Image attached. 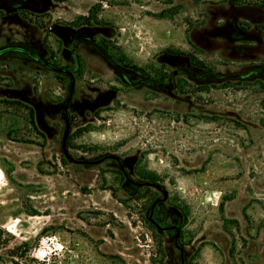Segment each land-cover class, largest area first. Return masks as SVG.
I'll return each mask as SVG.
<instances>
[{
    "label": "rangeland",
    "instance_id": "obj_1",
    "mask_svg": "<svg viewBox=\"0 0 264 264\" xmlns=\"http://www.w3.org/2000/svg\"><path fill=\"white\" fill-rule=\"evenodd\" d=\"M225 1L46 0L34 14L1 11L0 46L28 37L71 67L69 30L92 8L103 23L96 39L151 74L170 70L157 62L167 48L235 70L187 41L210 4ZM77 53L82 72L72 79L0 61V264H155L170 251L178 264L147 219L161 193L129 196L106 155L126 159L133 180L157 183L179 208L186 264H264V82L214 88L178 76L161 93L119 83L96 46Z\"/></svg>",
    "mask_w": 264,
    "mask_h": 264
},
{
    "label": "trees",
    "instance_id": "obj_2",
    "mask_svg": "<svg viewBox=\"0 0 264 264\" xmlns=\"http://www.w3.org/2000/svg\"><path fill=\"white\" fill-rule=\"evenodd\" d=\"M46 0H0V12L8 13L29 11L31 14L41 12ZM58 1V0H56ZM89 9L86 17H78L83 23L77 29L69 30L73 36L68 49L72 61L71 67L61 66L54 62L55 52L44 47L31 38L21 41L11 40L0 46V61L11 59L24 64H39L61 76H69L82 72V59L77 53L80 44H91L105 54L109 68L117 81L126 87H146L161 93H169L174 89V78L182 76L202 87H231L244 83L264 82V5L242 3L237 0H226L222 4L211 3L207 9L208 22L198 28L188 30V43L199 52L218 51L225 60L237 62L235 70L217 71L200 60L193 53L167 48L160 52L157 62L166 68H158L154 74L127 60L120 48L112 45L115 52H110L96 36L102 32L96 25L102 21L91 15ZM163 15L158 14V17ZM74 24V23H72ZM53 31L60 33L54 26ZM111 36V35H110ZM109 36V37H110ZM103 41V40H102ZM69 91L72 90L70 84ZM108 98H113V90L107 91ZM71 100L64 103L70 106ZM147 177L152 175L147 173ZM126 192L130 189L124 188Z\"/></svg>",
    "mask_w": 264,
    "mask_h": 264
},
{
    "label": "flooded vegetation",
    "instance_id": "obj_3",
    "mask_svg": "<svg viewBox=\"0 0 264 264\" xmlns=\"http://www.w3.org/2000/svg\"><path fill=\"white\" fill-rule=\"evenodd\" d=\"M110 159L116 165H118L120 172L124 177V182L126 186L131 190L129 193L131 197L137 195V190L140 187H150L154 188L157 192H160L162 196L152 197L149 201V205L146 211L148 222L151 224L152 229H154L156 236H159L163 239V243L172 245L174 249L178 252V264H186L185 260V251L181 245L182 233V213L176 205H168L167 194L164 192L162 187L155 182H148L149 185H144L141 181H135L130 177V173L125 171V167L122 162H125L126 159H120L114 155L103 156L101 160ZM130 186V187H129ZM171 251L165 254V260L163 263L155 264H177L174 263L170 257H172Z\"/></svg>",
    "mask_w": 264,
    "mask_h": 264
},
{
    "label": "water",
    "instance_id": "obj_4",
    "mask_svg": "<svg viewBox=\"0 0 264 264\" xmlns=\"http://www.w3.org/2000/svg\"><path fill=\"white\" fill-rule=\"evenodd\" d=\"M143 184H144V185H149L150 183H148V182H144Z\"/></svg>",
    "mask_w": 264,
    "mask_h": 264
}]
</instances>
